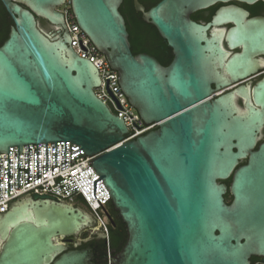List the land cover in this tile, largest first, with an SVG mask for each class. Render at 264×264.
I'll return each mask as SVG.
<instances>
[{"label": "water", "instance_id": "95a60500", "mask_svg": "<svg viewBox=\"0 0 264 264\" xmlns=\"http://www.w3.org/2000/svg\"><path fill=\"white\" fill-rule=\"evenodd\" d=\"M230 1L161 0L146 11L134 0L135 11L172 50L171 63L163 67L150 55H132L119 12L123 0H69L76 25L117 72L126 102L145 126L158 125L122 143L129 133L123 120L94 93L101 84L96 67L70 47L58 11L67 0H0L13 21L0 46V154L17 148V189L24 146L27 183L29 145L37 150L38 144L64 142L65 162L70 142L83 156L94 157L96 181L102 179L127 233L121 251L106 257L112 264H251V258L264 263V142L258 143L264 78L252 89L245 111L233 94L209 100L213 84H230L217 62L219 68L225 63L231 82L256 72L252 22L229 32L248 48L230 56L219 41L207 38L210 24L190 19ZM227 15L239 23L244 17L228 9L211 23L221 24ZM38 20L63 34L46 33ZM241 92L249 95L248 88ZM26 198L33 201L12 208ZM17 201L0 213V231L7 236L12 228L0 264H92L86 251L63 253L53 243L90 226L84 209L38 194Z\"/></svg>", "mask_w": 264, "mask_h": 264}, {"label": "built area", "instance_id": "2783aa9c", "mask_svg": "<svg viewBox=\"0 0 264 264\" xmlns=\"http://www.w3.org/2000/svg\"><path fill=\"white\" fill-rule=\"evenodd\" d=\"M68 8L61 11L65 26L71 38L70 47L83 59L90 61L97 69L100 86L94 89L96 97L108 106L111 112L123 120L127 131L122 143L133 141L158 125L145 126L135 109L126 102L125 96L117 85V72L110 70L105 56L99 53L76 25L69 0ZM78 145L65 142L55 144H38L28 146V183H27V146L18 154V189H17V148H10L8 155L0 154V213L9 211V202L15 203L23 195H46L60 202L77 207L78 204L90 215L106 240V257L113 254L108 243L109 220L106 208L111 198L102 179L90 167L94 157L83 156L84 151ZM78 150V151H77ZM74 152V153H73ZM83 156V157H82ZM8 170V186H7ZM95 192L93 195V183ZM95 196V198H94ZM107 264H112L106 258Z\"/></svg>", "mask_w": 264, "mask_h": 264}, {"label": "flooded vegetation", "instance_id": "af4514ba", "mask_svg": "<svg viewBox=\"0 0 264 264\" xmlns=\"http://www.w3.org/2000/svg\"><path fill=\"white\" fill-rule=\"evenodd\" d=\"M228 9H238L244 17L242 18V22L239 23L238 18L233 15H227L224 17V22L221 24H212V20L214 16L220 12H225ZM59 12H61L58 9ZM190 19L202 26H206L210 24L206 35L209 40H213L215 42H220V45L230 54V56L235 54H242L243 50H247L248 48L246 44L243 42H239L236 38L229 35V32L239 25L244 26L247 21H251V33L254 41L253 45V56L252 59L257 63L256 72L248 77L245 80L238 82H231L230 76L227 73V69L225 68V63L222 64V68H219V62L216 63L217 70L222 77L229 82L230 84L227 86H219L212 85V94L210 97V101H214L215 99L228 95H234L235 105L239 108L240 111H245V105L247 103L248 98L252 102L251 91L256 86L258 82H260L264 78V0H253L252 2H248L245 0H232L227 3H216L212 7L197 11L190 16ZM39 26L42 30L50 35H59L63 34L56 30L54 27L50 26L47 22L43 20H38ZM249 89V95H243L241 90ZM264 142V129L261 133V137L258 143ZM32 198L20 199L13 206L17 207L24 203L32 202ZM60 202V201H57ZM64 203V202H60ZM78 208L84 209L80 204L77 206ZM106 214L109 220L112 221L109 207L106 208ZM0 216V221H1ZM11 232L12 228H9ZM99 226L97 223L92 220L90 226L83 229L78 234L67 237V236H57L53 238V243L56 246H61L64 248L63 253L67 252H81L86 251L89 259L92 264H96V257L100 250V244L103 240V236L99 233ZM8 233V235H9ZM84 234V235H82ZM8 235L5 236L2 231H0V254L3 251V247L7 242ZM264 264V263H263Z\"/></svg>", "mask_w": 264, "mask_h": 264}, {"label": "trees", "instance_id": "16d2710c", "mask_svg": "<svg viewBox=\"0 0 264 264\" xmlns=\"http://www.w3.org/2000/svg\"><path fill=\"white\" fill-rule=\"evenodd\" d=\"M137 1L148 11L161 0ZM119 12L125 21L132 55L147 54L154 57L163 67L168 66L173 59L172 50L169 48L167 42L160 37L157 30L152 25L143 21L142 14L135 11L134 0H123ZM12 26L13 21L0 2V46L7 40ZM242 164H245V162ZM224 183L229 186L230 180ZM224 199L226 204L229 205L231 202L229 193H227ZM80 204L83 205L81 202ZM108 207L112 219L109 223L108 243L114 256L123 248L127 239V233L118 212L111 204ZM250 261L251 264H263L259 258H251ZM96 264H107L105 239L101 241L100 250L96 257Z\"/></svg>", "mask_w": 264, "mask_h": 264}, {"label": "rangeland", "instance_id": "374dc122", "mask_svg": "<svg viewBox=\"0 0 264 264\" xmlns=\"http://www.w3.org/2000/svg\"><path fill=\"white\" fill-rule=\"evenodd\" d=\"M67 8H68V5H64V6L60 7L59 10H60V11H65ZM97 225H98V224H97ZM99 230H100V229H99ZM99 233H101V231H100ZM82 235H84V234H82Z\"/></svg>", "mask_w": 264, "mask_h": 264}]
</instances>
